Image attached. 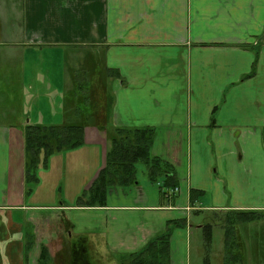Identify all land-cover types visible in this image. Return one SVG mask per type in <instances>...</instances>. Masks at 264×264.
I'll list each match as a JSON object with an SVG mask.
<instances>
[{"label":"crops","instance_id":"0c3cea01","mask_svg":"<svg viewBox=\"0 0 264 264\" xmlns=\"http://www.w3.org/2000/svg\"><path fill=\"white\" fill-rule=\"evenodd\" d=\"M42 47L97 53L81 76L93 85L102 77L115 103L109 122H89L82 146L48 159L32 194L25 129L79 122L89 106L78 77L69 84L38 71L27 51ZM2 48L0 264H42L44 250L45 264H67L68 253L76 264H119L116 255L168 231L172 264H202L191 238L208 224L212 238L220 228L231 234L219 264H264V243L246 247L235 240L236 220L221 217H264V0H0ZM117 128L153 129L151 154L173 166L178 188H166L165 177L152 182L145 168L147 180L110 187L105 206H80L79 187L85 195L94 186ZM41 194L73 197L43 204Z\"/></svg>","mask_w":264,"mask_h":264},{"label":"trees","instance_id":"16d2710c","mask_svg":"<svg viewBox=\"0 0 264 264\" xmlns=\"http://www.w3.org/2000/svg\"><path fill=\"white\" fill-rule=\"evenodd\" d=\"M113 74L118 75V73L113 72L108 76H113ZM86 83L87 89L84 88L85 83H81L79 86L82 91H86L81 101L89 106L82 108V116L79 122L52 126L29 125L25 129L26 178L29 181L32 180L31 183L36 182V175L34 174L41 167L42 162L46 166L48 159L53 154L84 144L85 128L93 118H96L97 125L109 122L112 114L110 110L111 105H113V97H110L108 93L106 94L105 108L100 114L93 108L96 85ZM154 136L155 131L153 129H115L110 137L106 165L100 171L90 192L81 198L80 206H105L107 191L110 187L135 185L138 181V164L140 163L145 165L146 173L152 182H158L160 178L165 177L163 184L166 188L172 190L178 188V180L173 166L158 157H153L151 154ZM198 194L197 191H192L191 196L194 199ZM237 215L244 222L252 221L258 217V214L253 211L239 212ZM175 225L180 226L181 223L177 222ZM176 226H173V229ZM212 229L213 226L209 224L204 227L203 234L207 239L206 243L212 240ZM171 237L172 234L168 231L151 240L138 252L121 255V260L118 259L119 264H172ZM227 238L232 239L230 233L227 234ZM229 242L233 249L234 242ZM40 258L42 264L48 261L47 250L41 253ZM229 262L231 261H228L227 264Z\"/></svg>","mask_w":264,"mask_h":264},{"label":"rangeland","instance_id":"374dc122","mask_svg":"<svg viewBox=\"0 0 264 264\" xmlns=\"http://www.w3.org/2000/svg\"><path fill=\"white\" fill-rule=\"evenodd\" d=\"M3 49L4 48H2L0 50V62H1L0 74H2V75L8 74V58L6 57V54L8 55V52H9V51L3 50ZM27 52L30 54V57L28 56L29 58H31L32 60H37L39 62L40 66L37 67L38 71L40 72L41 68H43L45 75L46 76L49 75L53 81H55V80L57 81L58 79H61V77H63L64 79H66L68 81H72V82H68L69 84H71V83H73L72 79H75L78 77L77 81H80L81 83H85V87H84L85 89L88 88V85L86 83L87 80H86V78L82 77L81 74L87 72L89 67L92 66L93 64H95L96 61H98V59L100 57L97 53H92L89 51H86V52L85 51H76V50H72V49H68V48L65 50L63 48H58V47H42V50H39L37 48H33L32 51H27ZM64 60H67V63H65ZM74 74H76L77 76L75 75L76 77L73 78ZM105 75H107V74H105ZM118 75L120 77L119 72H118ZM108 77H111V76H107V78ZM77 81H75L76 84H78ZM97 83L98 84H96V86L94 88L93 108H95V110L97 112L102 114L103 109L105 108V104H106L107 92H106V89L104 87V82H103L102 77L98 78ZM33 92H34L35 96H37L35 98L36 102L45 103L46 100L41 98L42 94L46 93L44 88H41V87H39V85L34 84L33 85ZM81 103H82V101H81ZM114 103L115 102L113 100V104ZM37 110L40 111L42 109H41V107H38ZM113 133H114V131L112 130L111 135ZM47 166H48V164L46 166H44V164L42 162L41 167L34 174V175H36V177L40 178V181H41V172L43 170H45L47 168ZM145 168L146 167L144 164H142V163L138 164V177L140 179L143 178L142 180H147V178L145 176ZM40 181H37V183L35 182L32 184L31 183L32 180L29 181L27 179V184L30 182V185L33 186L31 189L32 194L35 192L36 187L41 186ZM155 185H156V183H155ZM46 188L48 189L49 186ZM83 192H85V187H83V185L82 186L80 185V187H79L80 195L79 196H81V198L84 196ZM79 193H77V194H79ZM63 196L64 197H62L60 195L59 198L54 201L52 196H49V194H41L37 197L36 200H40L39 202H44L43 204H45V203L60 204L61 202H64V204H66L67 203V197H69V196L73 197L72 194L71 195H63ZM221 217L226 218L230 221L236 220V222L235 221L234 222L238 224L239 231H238L237 235L235 234V240H241L242 243H246V247H249L251 244H253V242L264 243V217H260L261 222H260V219H255L253 221L244 222V221H241L238 216H229V215H225V214H223ZM258 217H259V215H258ZM206 218L210 219V221H211V219H215V217L213 216L212 213H210ZM227 223L229 224V222H227ZM220 230L225 231L224 228L223 229L220 228V229L215 230L213 233L212 242H209V243L208 242L206 243L207 239H206L204 234L202 235L201 232L194 230L192 238H191V248H190V253L194 254V260L197 259V256H199L201 254L202 258H203L202 264H219V258L217 257L216 252L219 248H221V249L223 248V244L227 238V237H225L224 232L221 233ZM251 248H253L252 245H251ZM252 251L254 252V250H252ZM120 257H121V255H116L115 258L120 259ZM247 257H248V255H247ZM86 258L87 257H85V259ZM68 259L69 260L72 259V261H67ZM64 261L68 262L67 264H71V262H75L76 260L73 256L71 257L70 253H68L67 258L64 259ZM116 263H117V261H116ZM196 263H197V261H194L193 264H196ZM248 263H249L248 258H246L245 264H248ZM107 264H109V263H107Z\"/></svg>","mask_w":264,"mask_h":264},{"label":"flooded vegetation","instance_id":"af4514ba","mask_svg":"<svg viewBox=\"0 0 264 264\" xmlns=\"http://www.w3.org/2000/svg\"><path fill=\"white\" fill-rule=\"evenodd\" d=\"M77 256H78V255H77ZM77 256H76V257H77ZM82 257H83V255H82ZM74 258H75V257H74ZM81 259H82V260H81V262H83V261H84V260H83V258H81ZM75 260H76V261H75V262H73L74 264H76V263H77V261H78V262H80V261H79L78 259H76V258H75ZM86 261H87V260H86ZM86 264H87V263H86Z\"/></svg>","mask_w":264,"mask_h":264}]
</instances>
